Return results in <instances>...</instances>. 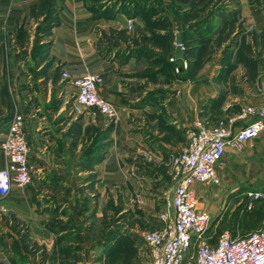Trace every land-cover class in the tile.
<instances>
[{
    "label": "crops",
    "instance_id": "obj_1",
    "mask_svg": "<svg viewBox=\"0 0 264 264\" xmlns=\"http://www.w3.org/2000/svg\"><path fill=\"white\" fill-rule=\"evenodd\" d=\"M40 1L0 0V42L3 31H11L18 20L26 22L33 10L41 9ZM51 7L54 19L48 38L41 40L44 51L38 54L44 61L51 59L52 68L57 65L58 72L66 71L72 77L98 73L102 78L98 93L113 108L129 107L135 81L124 76L133 69L132 57L126 62L118 56L108 59L96 46L100 29L120 28L122 15L100 18L85 0H52ZM199 11V59L211 56L212 62L199 67L198 80L175 84L174 94L161 101L179 129L172 139L160 142L158 151L154 144L150 148L137 145L138 139L122 133L121 125L116 126L119 134L111 144L105 136L93 145L92 116L66 118L51 113L47 99L39 94L33 105L19 110L29 147L30 179L0 196V264H75L74 255L85 251L93 235L97 240L106 234L108 226L102 218L107 216L109 203L141 199L147 206L143 210L150 212L155 184L146 175L128 172L145 166L129 162L127 150L119 151L121 142L126 148L135 143L143 155L147 151L150 168L158 157L183 149L181 136L193 120L212 126L221 115L234 114L244 104L264 102V0H230L223 5H203ZM46 90L49 94V83ZM142 108L151 118L158 111L150 110V103ZM6 121L0 125V139ZM116 210L126 211L123 207Z\"/></svg>",
    "mask_w": 264,
    "mask_h": 264
},
{
    "label": "rangeland",
    "instance_id": "obj_2",
    "mask_svg": "<svg viewBox=\"0 0 264 264\" xmlns=\"http://www.w3.org/2000/svg\"><path fill=\"white\" fill-rule=\"evenodd\" d=\"M229 1L85 0L89 9L95 10V15L100 18L123 17L120 28L100 29L96 46L101 55L108 59L118 56L119 61L131 57L133 60V69L124 77L135 81L129 99L136 102L124 109L113 108L114 116L104 117L91 108H73L75 95L70 83L72 76L66 71L58 72L57 65L52 68L51 59L44 61L43 56L38 54L44 51L41 40L48 38L47 30L55 12L51 7L52 0H41V9L33 10L31 19L26 22L20 19L11 31H3L0 42V125L14 113L20 114V109H28L39 94L47 99L46 107L52 108L51 113L53 111L66 118H77L83 114L92 116L93 145L95 140H102L105 136L108 144H111L116 134H119L116 126L121 125L122 133L138 139L137 145L150 148L154 144L158 151L160 142L172 139L179 129L171 122L161 101L174 94L177 90L175 84L189 82L192 78L198 80L199 75L195 73L199 67L205 62L210 65L212 62L211 56L208 57L210 59L206 58L208 61L199 59V17L202 15L199 8L203 5H223ZM176 32L181 41L182 58L179 62H175L173 57ZM230 43L223 46L222 50ZM48 83L49 94L46 90ZM25 103L27 106H23ZM148 103L153 108L150 110H158L152 118L144 114L142 108ZM186 133L187 130L180 139L182 148L188 143ZM136 144L126 148L121 142L119 151L126 149L125 158L129 162L145 166L144 170L128 171L131 175L140 173L153 180L151 184H155V200L149 204L150 212L143 210L147 206L141 199L134 198L126 204L123 201H116L114 205L109 203L107 216L102 218V223L108 226L106 234L97 237V240L93 235L85 251L74 255L75 264H146L147 254L138 232L163 226L158 217L161 213L168 214L166 200L176 174L174 158L181 149L158 157L155 164L148 168V152L141 154ZM248 190L264 192V137L246 143L238 153H227L221 158L220 184L208 204L211 213L209 233L217 232L221 221H228L233 215H242L253 207V201L246 198ZM257 201L264 209L262 200ZM249 202L250 207L247 208ZM119 207L126 211L115 212ZM217 215L221 216L219 220Z\"/></svg>",
    "mask_w": 264,
    "mask_h": 264
},
{
    "label": "built area",
    "instance_id": "obj_3",
    "mask_svg": "<svg viewBox=\"0 0 264 264\" xmlns=\"http://www.w3.org/2000/svg\"><path fill=\"white\" fill-rule=\"evenodd\" d=\"M101 82L98 73L84 72L70 78L73 108H91L104 117L114 116L111 103L97 91ZM22 125V116L14 113L3 129L0 196L30 179L29 147ZM186 136L187 146L174 158L176 174L166 200L168 214L158 217L163 226L138 232L146 250V264H264V229L244 234L227 228L208 231V204L220 184L221 158L264 137V102L244 104L239 112L224 115L212 126L195 119ZM246 198L264 203V192L248 190ZM220 217L217 215V220Z\"/></svg>",
    "mask_w": 264,
    "mask_h": 264
},
{
    "label": "trees",
    "instance_id": "obj_4",
    "mask_svg": "<svg viewBox=\"0 0 264 264\" xmlns=\"http://www.w3.org/2000/svg\"><path fill=\"white\" fill-rule=\"evenodd\" d=\"M222 228L236 229L239 234H244L250 230L264 229V209L261 208L258 201H253V207L249 211L245 210L242 215H233L228 221H221L218 230Z\"/></svg>",
    "mask_w": 264,
    "mask_h": 264
},
{
    "label": "water",
    "instance_id": "obj_5",
    "mask_svg": "<svg viewBox=\"0 0 264 264\" xmlns=\"http://www.w3.org/2000/svg\"><path fill=\"white\" fill-rule=\"evenodd\" d=\"M174 48H173V57L175 62H179L182 58V52H181V41H180V35L178 32L174 34Z\"/></svg>",
    "mask_w": 264,
    "mask_h": 264
}]
</instances>
